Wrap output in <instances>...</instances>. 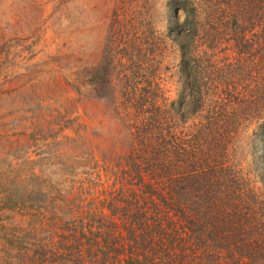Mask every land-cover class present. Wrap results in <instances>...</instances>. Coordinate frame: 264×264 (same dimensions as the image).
I'll use <instances>...</instances> for the list:
<instances>
[{"label": "rangeland", "instance_id": "rangeland-1", "mask_svg": "<svg viewBox=\"0 0 264 264\" xmlns=\"http://www.w3.org/2000/svg\"><path fill=\"white\" fill-rule=\"evenodd\" d=\"M200 2L198 21L219 3ZM185 6L177 0H0V264H60L63 256L62 264H71L67 226L89 223L86 211L101 209L99 201L118 208L125 195L139 192L134 174L126 173L128 155L155 167L147 147L171 145L144 137V121L147 132L167 139L200 132L210 141L208 104L235 90L258 99L256 111L264 116V20L254 29L250 20L232 21L249 29L254 45L245 48L230 27L218 25L213 46L195 53L192 71L202 77L191 81L179 44ZM197 91L206 106L193 98ZM141 98L152 102L153 114H138ZM255 122L218 139L214 152L222 149L243 175L252 170L249 188L264 192V179L254 177L264 174L256 166L264 160L254 154ZM127 125L136 132L141 126L138 140ZM112 211L114 229L106 238L113 235L117 247L129 233L120 210ZM117 257L116 251L110 258Z\"/></svg>", "mask_w": 264, "mask_h": 264}, {"label": "trees", "instance_id": "trees-1", "mask_svg": "<svg viewBox=\"0 0 264 264\" xmlns=\"http://www.w3.org/2000/svg\"><path fill=\"white\" fill-rule=\"evenodd\" d=\"M178 1L187 5L186 24L180 31L182 40L179 44L183 50L184 74L191 81L202 77L198 70L192 71L200 52L195 53L205 43L213 46L212 39L218 25L226 29L230 27L234 37L245 48L246 45H254L249 38V29L233 26L232 21L238 24L240 20H247L246 23L250 20L253 24L250 28L254 29L264 20V0H212L213 3L218 1L214 5L220 7L210 5L206 9L208 16L200 21L198 17L203 13L197 14L196 11L203 0ZM178 8L174 6L172 12L181 24L180 17L175 14ZM262 29L264 31V23ZM189 37L192 43L187 40ZM253 91L261 92L255 85ZM194 93L193 98L199 97L198 101L206 106L204 96L198 91ZM226 95L229 99L208 104L207 114L213 115L207 117L208 124L204 128L215 135L210 141L207 136L199 135L200 132L192 136L187 134L184 138L172 135L167 139L164 133L158 134L152 129L147 132L151 126L143 122L146 129L144 137L152 140L159 137L171 145L167 149H161L159 145L147 147L155 160V167L152 163L138 161L133 153L128 155L126 159L131 169L126 173L134 174L132 178L139 183V192L125 195L127 197L120 200L118 208L112 207L111 202L99 201L103 206L101 209L86 211L91 216L89 223L67 226L71 236V264H115L117 259L122 264H261L264 260V192L249 188L252 170L243 175L242 168L229 165L221 153L222 149L218 153L214 151L221 148L216 144L218 139L223 143L237 134L245 122L256 121L253 142L258 145L254 154L264 160V116L256 111L260 106L255 97L245 96L236 90L234 93L226 91ZM151 103L150 100L139 99L138 114H153L152 105L148 106ZM126 105L130 106L128 102ZM129 126L131 137L138 140L141 126L136 128L137 132L135 127ZM263 162L256 160V166L264 171ZM153 176H157L155 182ZM169 176L171 178H167ZM259 176L254 177L260 182L264 174L261 178ZM73 196L71 192V203L76 199V194ZM109 206L115 209L116 214L120 210L118 215L124 221L122 228L129 233V237L124 236L123 239L133 244L123 240L116 247L112 246L113 235L106 238V231L114 229L113 211L107 209ZM133 206L137 207L135 212H132ZM137 225L143 230L139 236L136 234ZM85 229H90L91 234ZM75 230L82 231L76 233ZM131 234L139 239L129 240L133 238ZM116 251L119 257L111 259ZM60 259L62 262L66 260L64 256Z\"/></svg>", "mask_w": 264, "mask_h": 264}]
</instances>
